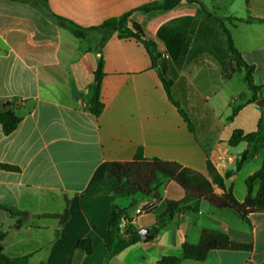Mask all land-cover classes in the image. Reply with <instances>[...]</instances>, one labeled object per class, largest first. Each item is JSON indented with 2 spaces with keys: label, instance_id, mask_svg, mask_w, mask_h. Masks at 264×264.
Here are the masks:
<instances>
[{
  "label": "crops",
  "instance_id": "0c3cea01",
  "mask_svg": "<svg viewBox=\"0 0 264 264\" xmlns=\"http://www.w3.org/2000/svg\"><path fill=\"white\" fill-rule=\"evenodd\" d=\"M161 0H0V105L9 101L21 119L4 134L0 124V242L4 253L29 264H105L108 219L116 205L139 233L149 238L112 256L107 264H158L183 256V245H197L204 230L250 245V250L215 249L202 261L181 264H264V212L218 208L205 198L188 197L167 180L161 199L142 193L116 196L117 180L106 176L111 162L133 161L142 148L146 160L176 162L209 178L207 162L224 175L242 153L251 157L225 189L239 202L246 181L264 162V133L250 146L229 144L234 131L257 130L264 114V0H200L170 10L135 11L146 38L156 45L155 65L146 47L117 32L90 31L75 37L57 16L91 28L142 5ZM221 19L243 60L255 68L257 99L233 120V108L249 102L245 73L234 71ZM100 51L104 77L93 115L95 72ZM172 81L171 96L189 115L191 132L169 99L162 78ZM244 94L242 99L240 96ZM260 182L252 186V198ZM182 210L152 240V228L167 201ZM149 209L137 215L138 208ZM89 238L92 253L78 249Z\"/></svg>",
  "mask_w": 264,
  "mask_h": 264
},
{
  "label": "trees",
  "instance_id": "16d2710c",
  "mask_svg": "<svg viewBox=\"0 0 264 264\" xmlns=\"http://www.w3.org/2000/svg\"><path fill=\"white\" fill-rule=\"evenodd\" d=\"M183 2L197 3L206 12L205 7L201 4L200 0H161L142 5L132 11H129L119 17H113L105 20L101 25L84 28L74 22L58 17L57 20L60 24L64 25L75 37L83 39L90 31H100L104 37L117 32L120 38H134L142 43L148 53L150 54L153 63L156 61V45L149 41L141 26L132 20V14L135 11L152 12L157 10H170L180 5ZM224 33L228 39L229 51L235 63L234 71H243L245 73V81L248 90L252 94L249 102L242 103L238 107L233 108L229 120H233L238 112L247 103H253L258 97V92L261 87L254 83L255 68L248 65L241 57L238 50L233 44L230 31L225 28L221 19H217ZM104 59L100 51L98 67L95 72V79L93 85V96L90 102L89 110L95 115L99 116L103 110L104 105L100 100V89L102 79L104 77ZM162 82L168 94L169 99L179 109L184 121L188 125L191 132H195V126L190 119L189 115L180 107V105L171 96L172 81L165 79L163 76ZM244 98V94L240 96ZM15 105L12 102L5 101L0 105V124L4 134L9 135L13 133L21 122V119L15 114ZM264 133V114H262L257 130L253 133L245 134L243 131H234L229 140L232 147H236L242 142H247L250 146ZM251 154L249 148L246 149L236 162L233 170L227 171L221 175L214 167L212 162L208 160L207 168L209 178L203 176L201 173L190 168L183 167L179 163L171 161H163L158 158L146 160L143 157L142 148L138 149L137 154L133 161L130 162H111L108 165L106 176L108 178H115L117 180V188L115 195H133L142 193L145 196H152L153 198L161 199V189L164 183L169 180H175L186 191L188 197L205 198L208 202L218 208H231L238 212L260 211L264 212V162L262 168L254 175L247 179L248 195L244 202H239L231 192L218 194L214 190V186L225 189V179L236 175L243 167V165L250 159ZM0 167L5 169H15L13 166L0 164ZM260 182L259 192L256 198H252V186L255 182ZM182 210L181 202L167 201V208L165 212L158 218L155 226L152 228V235L150 240L154 239L167 225V223L174 219L177 212ZM130 220L126 211L119 209L114 205L111 209L108 219V240L106 247L108 250L107 261L114 255L118 254L123 249L141 241L139 233L130 224L123 225L124 222ZM128 233L129 238L123 239L121 235ZM2 234L0 233V242ZM78 249L83 251L84 254L89 255L92 253V243L89 238L79 240L77 243ZM250 245H245L232 241L227 235L211 230H204L202 233L201 241L197 245L185 243L183 245V256H164L158 264H181L184 260L202 261L204 260L211 250L215 249H231V250H250ZM0 264H29L26 259H13L7 256L0 244Z\"/></svg>",
  "mask_w": 264,
  "mask_h": 264
},
{
  "label": "water",
  "instance_id": "95a60500",
  "mask_svg": "<svg viewBox=\"0 0 264 264\" xmlns=\"http://www.w3.org/2000/svg\"><path fill=\"white\" fill-rule=\"evenodd\" d=\"M148 233H149V230H147V229H145V230H141V231L139 232V235H140L142 241H146V240L149 238ZM121 237H122L123 239H127V238L130 237V235H129L128 233H123V234L121 235Z\"/></svg>",
  "mask_w": 264,
  "mask_h": 264
},
{
  "label": "built area",
  "instance_id": "2783aa9c",
  "mask_svg": "<svg viewBox=\"0 0 264 264\" xmlns=\"http://www.w3.org/2000/svg\"><path fill=\"white\" fill-rule=\"evenodd\" d=\"M148 209H149V207L148 208L147 207L146 208L145 207L144 208H138L136 210V214L137 215L142 214V213L146 212ZM134 222H135V218H132V219L128 220L127 222L125 221L123 225H126L127 223L130 225H133Z\"/></svg>",
  "mask_w": 264,
  "mask_h": 264
}]
</instances>
